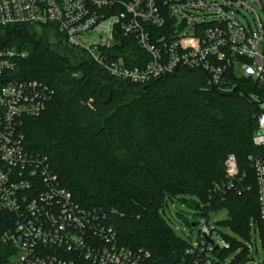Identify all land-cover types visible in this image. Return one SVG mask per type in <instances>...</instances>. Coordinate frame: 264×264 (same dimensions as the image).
<instances>
[{
  "label": "trees",
  "instance_id": "1",
  "mask_svg": "<svg viewBox=\"0 0 264 264\" xmlns=\"http://www.w3.org/2000/svg\"><path fill=\"white\" fill-rule=\"evenodd\" d=\"M0 45L27 54L15 78L53 92L45 111L24 123L26 151L46 158L76 203L106 215L120 247L146 251L158 264L200 261L198 251L185 254L190 244L166 220L168 204L179 203L198 210L204 222L225 210L227 218L216 223L235 237L220 234L229 249L213 252L217 264L229 254L230 264L249 260L240 241L251 242L252 231L262 235L248 158L264 156V147L252 144L264 90L249 80L217 87L204 71L187 68L146 85L116 81L48 27L0 29ZM230 154L244 177L226 191ZM7 222L0 215V264L15 255L1 241Z\"/></svg>",
  "mask_w": 264,
  "mask_h": 264
},
{
  "label": "built area",
  "instance_id": "2",
  "mask_svg": "<svg viewBox=\"0 0 264 264\" xmlns=\"http://www.w3.org/2000/svg\"><path fill=\"white\" fill-rule=\"evenodd\" d=\"M256 7L263 0H0V29L48 27L120 82L146 85L187 68L204 71L217 87L249 80L264 90V21ZM26 56L0 45V215L8 218L1 241L15 250L5 264H158L146 251L120 247L106 215L76 203L46 158L26 151L24 123L53 95L38 81L15 78ZM252 144L264 147V111ZM248 160L264 250V156ZM224 167L227 191L244 174L232 154ZM212 231L204 222L186 249L203 255L194 264H217L213 252L229 249L222 238L211 240Z\"/></svg>",
  "mask_w": 264,
  "mask_h": 264
},
{
  "label": "rangeland",
  "instance_id": "3",
  "mask_svg": "<svg viewBox=\"0 0 264 264\" xmlns=\"http://www.w3.org/2000/svg\"><path fill=\"white\" fill-rule=\"evenodd\" d=\"M256 12L259 14L260 18L264 21V3L263 9L255 8ZM246 17L249 21H252L251 15L246 13ZM241 23H245L241 17H239ZM29 29H33L31 26ZM180 212L183 217L188 221V223H195L194 228L187 227L182 219L177 218L176 213ZM200 212L193 208H188L182 206L179 203H169L165 209L166 220L169 226L174 230L176 235L182 240L186 241L189 244H194L197 240V234L199 227L204 223L205 218L199 215ZM227 218V213L225 210H220L217 212H211L208 217V226L214 228L215 231H212L211 240L219 245L220 243V234L226 236L235 237L228 229H223L217 225L216 222L224 221ZM240 241V240H239ZM246 248L249 249V260L244 264H259L264 261V250L261 243V239L256 232H251V242L249 241H240ZM233 259V255L229 254L223 264H230Z\"/></svg>",
  "mask_w": 264,
  "mask_h": 264
},
{
  "label": "water",
  "instance_id": "4",
  "mask_svg": "<svg viewBox=\"0 0 264 264\" xmlns=\"http://www.w3.org/2000/svg\"><path fill=\"white\" fill-rule=\"evenodd\" d=\"M233 91H235V89H233ZM243 97H246L245 95H242ZM247 98V97H246ZM258 103H260L261 107L264 109V102L261 100H256ZM194 224H191V227L194 228ZM210 245H212V242L210 241L209 243Z\"/></svg>",
  "mask_w": 264,
  "mask_h": 264
}]
</instances>
